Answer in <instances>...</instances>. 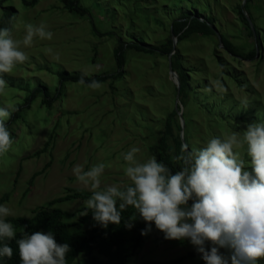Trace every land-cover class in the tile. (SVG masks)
Here are the masks:
<instances>
[{
    "label": "rangeland",
    "instance_id": "rangeland-1",
    "mask_svg": "<svg viewBox=\"0 0 264 264\" xmlns=\"http://www.w3.org/2000/svg\"><path fill=\"white\" fill-rule=\"evenodd\" d=\"M26 1L31 3L32 0ZM195 1L198 0H188V6ZM208 1L214 9L211 14L217 17L236 44L248 46L253 42L235 12L245 0H218L219 4ZM174 2L79 0V10L67 11L63 0H37L34 5L23 0H0V28H12L14 39L23 38L27 23L39 25L43 22L54 33L52 40L35 39L32 46H22L27 60L10 73L3 74L7 87L0 94V106H8L12 115L16 109L24 108L20 112L21 118L11 123V148L0 156V204L12 211L6 218L31 217L39 207L66 196L69 189L90 192L73 175L72 169L77 164L87 170L103 162L106 167L101 178L102 187L123 186L129 181L123 174V161L118 159L121 153L136 146L140 149L137 157L141 161L156 155L154 149L163 120L180 103V96L174 94L176 83L170 73L168 55L151 56L128 50L123 74L102 83L99 89L65 82L64 95L53 102L52 108L42 105L43 94H39L29 108L25 105L39 85L55 91L60 85V73L91 77L111 76L118 72L115 55L120 38L124 40L130 36L142 43L145 33L146 45L162 42L169 34L168 26L165 28L149 19L157 17L155 12L173 10ZM175 3H182V0ZM253 3L255 5L257 0ZM255 16L264 28V6L255 10ZM212 38L197 39L180 49L184 67L191 69L205 63L210 72L209 81L218 88L214 77L219 75L220 67L213 57L217 38ZM219 50L223 51V60L232 72L245 73L252 87V93L241 91L229 80L233 98L242 104L254 103V108L264 107V63L258 66L250 61L237 62L223 49ZM259 57L258 54L256 61ZM196 109L192 105L190 110L181 106L182 118L183 112L191 116V145L195 147L203 146L214 136L243 132L247 124L252 123L233 117L226 123L214 125L209 116ZM260 118L264 119V116ZM238 151L242 159L250 160L245 148ZM84 202L74 200L52 206L65 210L74 219L75 215L84 214L81 212L85 208ZM94 257L105 264L106 258L100 253L96 252ZM179 262L204 264L187 240H166L163 233L153 227L144 248L130 264ZM73 264H91V259L81 255ZM259 264H264V260Z\"/></svg>",
    "mask_w": 264,
    "mask_h": 264
},
{
    "label": "clouds",
    "instance_id": "clouds-1",
    "mask_svg": "<svg viewBox=\"0 0 264 264\" xmlns=\"http://www.w3.org/2000/svg\"><path fill=\"white\" fill-rule=\"evenodd\" d=\"M24 29L23 38L14 39L12 28H0V94L7 87L3 74L28 58L22 46L54 36L43 22L27 23ZM79 83L93 90L101 87L95 79L81 78ZM11 115L8 106H0V156L13 143L7 124ZM240 148L246 149L250 160L241 158ZM139 152L132 146L118 157L129 181L123 186L102 187L103 162L87 170L80 164L73 167L75 179L91 192L84 202V215L90 210L96 224L106 229L119 225L122 213L133 208L135 215L125 227H133L138 217L146 225L142 235L147 236L154 226L166 240H187L204 264L264 260V119L248 123L243 132L214 136L201 147L182 144L179 154L172 156L180 166L175 173L156 155L141 161ZM11 214L9 207L0 204V261L13 256L10 242L15 240L20 264H67L68 243H58L52 231L25 232L16 239V228L6 219Z\"/></svg>",
    "mask_w": 264,
    "mask_h": 264
},
{
    "label": "trees",
    "instance_id": "trees-1",
    "mask_svg": "<svg viewBox=\"0 0 264 264\" xmlns=\"http://www.w3.org/2000/svg\"><path fill=\"white\" fill-rule=\"evenodd\" d=\"M28 4H36L37 0H32L31 3L23 0ZM67 11L73 9L79 10V0H63ZM214 4H219L218 0H210ZM264 0H257L253 5L254 0H247L245 5L237 6L235 10L238 14V19L247 30V35L252 39V43L248 46H239L230 38V34L225 31V27L221 25L216 16L211 14L213 7L210 6L208 0H198L188 6V0H182V3L176 5L174 2L173 10L169 12H155L156 16L150 17L149 20L154 19L155 24H162L165 28L168 26L169 34L162 42L157 45L148 46L145 41L147 37L144 33L142 43L137 39L128 36V38L118 39V52L115 55L117 71L111 76L108 75H94L86 76L74 73H60V85L51 91L48 86L39 85L28 99L26 108L31 106L39 94H43L42 105L47 108H52L54 101L60 99L64 95L65 82L79 83L81 78L86 82H91L95 79L101 84L107 82L110 78H115L123 74L124 61L126 59V51L133 50L135 52L144 53L151 56L165 55L170 56L173 49L174 38L177 39V47L175 53L171 56L172 70L177 74L180 82V103L184 108L191 109V105L198 111L202 110L213 124L216 122H227L233 117H237L245 122H256L257 117L264 116V107L254 108L252 104L241 103L236 101L229 90L228 81L232 80L241 91H250L252 87L249 81L246 80L245 73L242 75L233 73L231 68L223 60L220 44L215 30H217L222 38V48L224 53L230 56L231 59L237 62L250 61L258 66L264 63V28L261 27L259 19L255 16L256 9L263 8ZM206 6V7H204ZM208 12V13H207ZM210 12V14H209ZM246 14L251 18L255 28V34L247 19ZM152 18V19H151ZM169 19L170 25H167L165 19ZM145 18H143V22ZM148 20V25L151 23ZM147 21V20H146ZM153 25V24H151ZM217 38L216 48L214 49L213 57L220 67L219 75L214 77L217 80L218 88L214 82L209 81L210 72L206 64L202 63L191 69L184 67L182 51L180 46L192 43L197 39ZM260 55L259 60L256 61L257 55ZM5 78V77H4ZM67 83V84H68ZM212 90L209 91L208 89ZM224 89V92L222 91ZM178 93V88L174 85V94ZM252 93V92H251ZM253 95V94H252ZM211 98V101H210ZM181 104V106H180ZM195 104V105H193ZM260 108V109H259ZM24 108H18L14 111L12 117L7 121L9 130L12 122L21 118L20 112ZM191 112V111H190ZM257 115V116H255ZM250 118V119H249ZM184 128H182V121L176 109H172L162 123V130L155 145V153L159 160H162L173 173L179 170V163L173 162L172 156L178 155L181 145L188 143L191 145L192 119L188 113L183 112ZM91 195V192L74 188L69 189L66 196L53 200L48 206L39 207L31 217H9L6 218L16 228V239L21 238L22 234L27 232L31 234L36 231H52L56 235L57 242L60 244L68 243L71 251L67 254V264H73L79 256L83 255L91 259V264H102L94 257V254L100 253L106 258L105 264H130L142 251L145 241L150 237L151 232L144 236L141 230L145 229V222L136 218L132 223L133 227L130 229L125 227V222L130 217H134L135 210L128 208L122 213V220L119 225H109L108 228H103L96 224L92 218L90 210L87 215H75L72 219L65 210L54 207L52 204L64 203L74 200L86 201ZM191 203V202H190ZM85 208L81 209L85 213ZM154 227V226H153ZM13 248V256L5 258L0 261V264H20L18 246L15 240L10 242ZM153 264H181L179 263H153Z\"/></svg>",
    "mask_w": 264,
    "mask_h": 264
},
{
    "label": "water",
    "instance_id": "water-1",
    "mask_svg": "<svg viewBox=\"0 0 264 264\" xmlns=\"http://www.w3.org/2000/svg\"><path fill=\"white\" fill-rule=\"evenodd\" d=\"M246 1H247V0H245V1L243 2V5H242V6L245 5ZM246 16H247V19H248V21H249V23H250V25H251V28H252V30H253L254 35H256V34H255V28H254V25H253V23H252V21H251V18H250L248 15H246ZM215 32H216V34H217V37H218V40H219L220 47L222 48V47H223V46H222V43H223V42H222L221 35H220V33H219L217 30H215ZM176 47H177V39L174 38V41H173V49H172V52L170 53V56H169V69H170V73H171V75H172L173 78L175 79V83H176V86H177V88H178L177 97H179L180 82H179V78H178L177 74L172 70V61H171V56L175 53V51H176ZM257 56H258V55H257ZM175 109H176V111L179 113L180 119H181V121H182V128H184V120H183V118H182L181 109L179 110V103L176 104Z\"/></svg>",
    "mask_w": 264,
    "mask_h": 264
}]
</instances>
